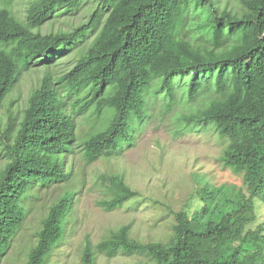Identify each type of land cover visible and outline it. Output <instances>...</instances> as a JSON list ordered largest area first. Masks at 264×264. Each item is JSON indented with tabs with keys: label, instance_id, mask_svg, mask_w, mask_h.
<instances>
[{
	"label": "trees",
	"instance_id": "16d2710c",
	"mask_svg": "<svg viewBox=\"0 0 264 264\" xmlns=\"http://www.w3.org/2000/svg\"><path fill=\"white\" fill-rule=\"evenodd\" d=\"M14 1L0 0V104L22 71L40 66L43 72L21 113L0 118L6 158L0 258L22 228L34 191L71 177L65 159L77 116L91 123L77 145L90 164L130 144L149 93H161L170 105L180 91L188 103L202 97L181 121L186 128L211 125L226 140L220 160L241 175L242 187L201 185L199 206L173 213L166 241L135 239L129 224L95 244L85 236L80 264L118 254H143L155 264H264V222H257L264 203V0H237L232 8L220 7L221 0H97L87 19L48 33L39 30L42 23L74 13L84 0H28L22 19ZM189 16L200 34L196 43L180 35ZM72 50V65L53 72V58ZM105 178L102 209L139 196L122 174ZM72 197L65 192L49 205L26 264H52L50 255L67 237Z\"/></svg>",
	"mask_w": 264,
	"mask_h": 264
},
{
	"label": "rangeland",
	"instance_id": "374dc122",
	"mask_svg": "<svg viewBox=\"0 0 264 264\" xmlns=\"http://www.w3.org/2000/svg\"><path fill=\"white\" fill-rule=\"evenodd\" d=\"M27 3L28 0H15L11 5L21 19ZM96 3L97 0H84L74 13L55 15L42 23L39 30L48 33L72 29L88 18ZM237 3V0H221L219 6L232 8ZM193 25L194 21L189 16L180 35L196 43L200 34L193 30ZM74 54L72 50L53 58L51 70L61 73L68 69L74 62ZM42 72L40 66L22 71L9 95L0 104L1 121L8 114L21 113ZM151 93L147 96L146 116L135 130L130 144H124L117 156L86 163L77 145L91 123L85 121L86 117L82 115L76 117L74 148L65 159L71 177L67 181L41 185L34 191V198L25 203L28 211L24 224L0 258V264H26L27 252L35 243L40 219L49 205L65 192L73 193L65 227L67 237L50 255L52 264H80L85 236L95 244L110 229L122 224H129L130 235L140 241H166L171 235L173 213L189 208L191 211L199 206L196 194L201 185L242 187L241 175L224 167L220 160L226 140L211 125L186 128L180 119L181 115L193 111L202 102V97L198 96L195 102L188 103L185 96L177 91L174 103L169 105L167 97ZM5 161L0 151V168ZM110 174H122L125 183L137 190L139 196L130 198L119 208L104 210L97 205V201L108 197L105 177ZM257 222H264L263 202L258 203ZM95 264L155 263L143 254H118L113 257L98 255Z\"/></svg>",
	"mask_w": 264,
	"mask_h": 264
}]
</instances>
